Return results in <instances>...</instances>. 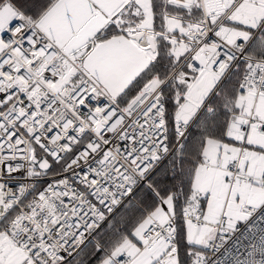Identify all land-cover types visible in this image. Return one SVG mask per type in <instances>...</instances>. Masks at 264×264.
Listing matches in <instances>:
<instances>
[{
	"label": "snow or ice",
	"instance_id": "1",
	"mask_svg": "<svg viewBox=\"0 0 264 264\" xmlns=\"http://www.w3.org/2000/svg\"><path fill=\"white\" fill-rule=\"evenodd\" d=\"M140 188L95 264H264V0H0V264H89Z\"/></svg>",
	"mask_w": 264,
	"mask_h": 264
},
{
	"label": "trees",
	"instance_id": "2",
	"mask_svg": "<svg viewBox=\"0 0 264 264\" xmlns=\"http://www.w3.org/2000/svg\"><path fill=\"white\" fill-rule=\"evenodd\" d=\"M254 43V42H253ZM235 78H233L234 80ZM233 82V81H231ZM225 88L230 87V81H226L224 84ZM193 137L197 133V129L194 127L192 129ZM194 140H189L188 150L192 151L194 148ZM167 164V161H165V165ZM162 165L161 167H163ZM159 171V170H158ZM164 183L170 182V174L169 176L163 177ZM143 195V188L138 189L135 194L130 198L132 201L133 206H129L128 200H125V202L119 206L114 213L109 217V221L112 222V229H109L108 222L106 221L104 224L101 225V228L98 230L96 234L93 235L90 239H88L87 243L83 246L82 254L84 257L89 258V264H95L96 258L99 256V253H97V257H92L91 253L93 251L94 241L97 237L100 238L101 242H105L108 240V238L113 234V232L116 229H126L131 226L132 220L137 215V210L135 208V203L141 198ZM147 199V197L145 198Z\"/></svg>",
	"mask_w": 264,
	"mask_h": 264
},
{
	"label": "built area",
	"instance_id": "3",
	"mask_svg": "<svg viewBox=\"0 0 264 264\" xmlns=\"http://www.w3.org/2000/svg\"><path fill=\"white\" fill-rule=\"evenodd\" d=\"M246 225L244 223H240L238 224V229L239 231L237 233H235V235L228 241V244L226 245V247H231L232 243L235 239H237L239 236H241V234L245 231ZM91 237H89L90 239ZM245 244H247V241H244Z\"/></svg>",
	"mask_w": 264,
	"mask_h": 264
},
{
	"label": "rangeland",
	"instance_id": "4",
	"mask_svg": "<svg viewBox=\"0 0 264 264\" xmlns=\"http://www.w3.org/2000/svg\"><path fill=\"white\" fill-rule=\"evenodd\" d=\"M255 43V42H254ZM233 82H234V80H233ZM231 84H232V82L230 81V87H231Z\"/></svg>",
	"mask_w": 264,
	"mask_h": 264
}]
</instances>
